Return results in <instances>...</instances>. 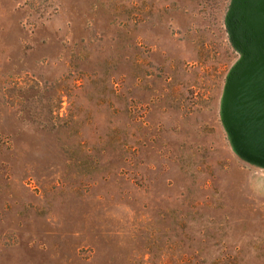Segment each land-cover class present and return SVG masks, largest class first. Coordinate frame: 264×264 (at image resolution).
<instances>
[{
	"label": "rangeland",
	"instance_id": "obj_1",
	"mask_svg": "<svg viewBox=\"0 0 264 264\" xmlns=\"http://www.w3.org/2000/svg\"><path fill=\"white\" fill-rule=\"evenodd\" d=\"M232 1L0 0V264H264Z\"/></svg>",
	"mask_w": 264,
	"mask_h": 264
},
{
	"label": "water",
	"instance_id": "obj_2",
	"mask_svg": "<svg viewBox=\"0 0 264 264\" xmlns=\"http://www.w3.org/2000/svg\"><path fill=\"white\" fill-rule=\"evenodd\" d=\"M256 11L262 16L256 38L258 49L229 74L223 115L241 154L264 164V0L258 2Z\"/></svg>",
	"mask_w": 264,
	"mask_h": 264
},
{
	"label": "flooded vegetation",
	"instance_id": "obj_3",
	"mask_svg": "<svg viewBox=\"0 0 264 264\" xmlns=\"http://www.w3.org/2000/svg\"><path fill=\"white\" fill-rule=\"evenodd\" d=\"M259 1L233 0L230 6V33L235 45L246 54L245 58L258 49L256 38L259 32V20L262 18L256 11Z\"/></svg>",
	"mask_w": 264,
	"mask_h": 264
}]
</instances>
